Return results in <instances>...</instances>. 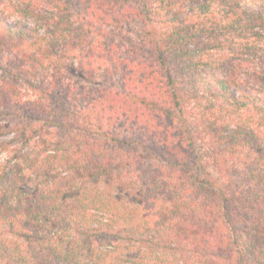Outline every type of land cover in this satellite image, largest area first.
Listing matches in <instances>:
<instances>
[{
  "label": "trees",
  "instance_id": "16d2710c",
  "mask_svg": "<svg viewBox=\"0 0 264 264\" xmlns=\"http://www.w3.org/2000/svg\"><path fill=\"white\" fill-rule=\"evenodd\" d=\"M0 3V264H264L263 14Z\"/></svg>",
  "mask_w": 264,
  "mask_h": 264
},
{
  "label": "rangeland",
  "instance_id": "374dc122",
  "mask_svg": "<svg viewBox=\"0 0 264 264\" xmlns=\"http://www.w3.org/2000/svg\"><path fill=\"white\" fill-rule=\"evenodd\" d=\"M242 3L244 4L245 7L248 9L261 13L264 15V0H242ZM7 7L5 6V3H0V16L1 17H7L8 19L10 18L11 21H21L25 23L26 25H30V22L20 19L17 16L11 15V12L9 10H6ZM7 57V56H5ZM5 63V62H4ZM4 159V156L0 157V162H2Z\"/></svg>",
  "mask_w": 264,
  "mask_h": 264
}]
</instances>
